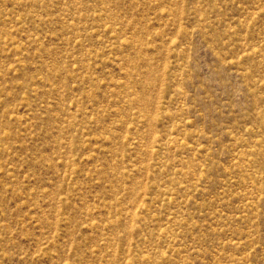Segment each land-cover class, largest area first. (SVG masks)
<instances>
[{"label": "rangeland", "instance_id": "rangeland-1", "mask_svg": "<svg viewBox=\"0 0 264 264\" xmlns=\"http://www.w3.org/2000/svg\"><path fill=\"white\" fill-rule=\"evenodd\" d=\"M0 264H264V0H0Z\"/></svg>", "mask_w": 264, "mask_h": 264}]
</instances>
